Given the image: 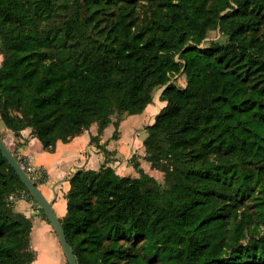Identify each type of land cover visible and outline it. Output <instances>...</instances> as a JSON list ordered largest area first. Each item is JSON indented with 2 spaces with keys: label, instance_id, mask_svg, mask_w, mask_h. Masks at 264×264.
<instances>
[{
  "label": "trees",
  "instance_id": "obj_1",
  "mask_svg": "<svg viewBox=\"0 0 264 264\" xmlns=\"http://www.w3.org/2000/svg\"><path fill=\"white\" fill-rule=\"evenodd\" d=\"M0 54V120L47 151L93 124L116 137L163 88L143 140L161 182L135 158L137 177L69 179L78 264H264V0H0ZM20 192L0 152V264L35 258Z\"/></svg>",
  "mask_w": 264,
  "mask_h": 264
},
{
  "label": "crops",
  "instance_id": "obj_2",
  "mask_svg": "<svg viewBox=\"0 0 264 264\" xmlns=\"http://www.w3.org/2000/svg\"><path fill=\"white\" fill-rule=\"evenodd\" d=\"M158 102L160 106L152 100L141 114L124 117L118 125L116 137H113V124L107 126L100 135L97 125L93 124L69 141L57 142L53 151L45 150L30 128L15 135L4 126L5 129L0 128V136L10 151L31 158L36 166L45 171L46 178L38 187L44 197L52 202L53 211L61 220L66 214L69 179L77 170L98 171L108 166L120 176L137 177L138 173L131 163V159L135 158L144 173L157 178L160 172L152 170L144 160L143 140L146 136L139 138L136 127L141 126L145 131V127L153 123L164 105ZM132 171L136 175H130ZM11 201L14 210L31 222L30 247L32 244L35 255L31 264H66L58 238L51 224L41 215L38 204L28 199L23 192L13 195Z\"/></svg>",
  "mask_w": 264,
  "mask_h": 264
},
{
  "label": "water",
  "instance_id": "obj_3",
  "mask_svg": "<svg viewBox=\"0 0 264 264\" xmlns=\"http://www.w3.org/2000/svg\"><path fill=\"white\" fill-rule=\"evenodd\" d=\"M0 152L3 158L6 160L8 165L12 168L16 176L24 185L25 189L29 193V195L34 199V201L38 204L41 208L43 214L46 216L47 220L51 224L62 251L65 255L67 264H78L76 258L73 254V251L66 240V236L61 225L60 220L57 218L56 214L52 208V202L48 201L44 195L42 194L41 190L39 189L38 185L30 179V177L26 174V172L22 169L19 162L16 160L15 156L6 146L4 140L0 136Z\"/></svg>",
  "mask_w": 264,
  "mask_h": 264
},
{
  "label": "rangeland",
  "instance_id": "obj_4",
  "mask_svg": "<svg viewBox=\"0 0 264 264\" xmlns=\"http://www.w3.org/2000/svg\"><path fill=\"white\" fill-rule=\"evenodd\" d=\"M29 3H31L32 0H27ZM224 41V37H221L220 34L218 33V31H211L208 33V36L207 38L204 40V42L201 44V46H208L209 43L211 41ZM2 60H3V56L0 54V65L2 63ZM174 81V83L180 87V88H183L184 85H185V80H184V77L181 75V74H177L175 75L170 82ZM163 88H158L154 91L153 93V101L158 104L160 106V103L158 102V97H159V94L161 93ZM116 117L113 116V119H115ZM0 128L2 129H5L3 123L1 122L0 120ZM138 129V134H139V138H142V137H145L146 136V132L142 129L141 126H137L136 127ZM130 175H136V172L135 171H132ZM156 177L158 178V180L161 182L162 180V175L161 173H158L156 175ZM31 239V237H30ZM31 250L34 252V249L32 247V244H31Z\"/></svg>",
  "mask_w": 264,
  "mask_h": 264
},
{
  "label": "built area",
  "instance_id": "obj_5",
  "mask_svg": "<svg viewBox=\"0 0 264 264\" xmlns=\"http://www.w3.org/2000/svg\"><path fill=\"white\" fill-rule=\"evenodd\" d=\"M15 158L19 162L22 169L30 177V179L34 181L36 184L42 183L45 180L46 178L45 171L42 168L36 166L34 162L31 160V158L22 155L20 153H16Z\"/></svg>",
  "mask_w": 264,
  "mask_h": 264
}]
</instances>
